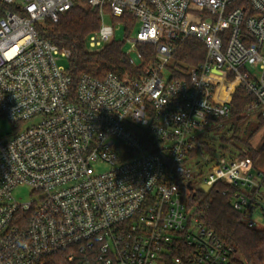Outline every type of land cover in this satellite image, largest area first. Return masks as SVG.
I'll return each mask as SVG.
<instances>
[{"label":"built area","instance_id":"obj_1","mask_svg":"<svg viewBox=\"0 0 264 264\" xmlns=\"http://www.w3.org/2000/svg\"><path fill=\"white\" fill-rule=\"evenodd\" d=\"M76 6L99 11L92 53L116 40L106 15L140 26L124 38L137 74L75 81L59 64L71 52L37 25ZM188 39L204 60L174 68ZM240 87L264 117V0H0V118L13 127L0 137V264H167L181 242L194 252L174 264H234L193 202L229 185L241 221L264 228V174L251 159L208 157L199 137L230 117ZM19 186L33 189L28 202Z\"/></svg>","mask_w":264,"mask_h":264},{"label":"trees","instance_id":"obj_2","mask_svg":"<svg viewBox=\"0 0 264 264\" xmlns=\"http://www.w3.org/2000/svg\"><path fill=\"white\" fill-rule=\"evenodd\" d=\"M124 19L126 34H130L135 23L131 18ZM118 20L123 21V18ZM100 27L99 11L82 6H76L62 15L57 23L46 20L37 25L41 36L59 48L71 52L67 71L75 81H78L84 74L96 78H104L110 73L137 74V71L128 63L124 50L125 44L122 41L114 40L97 53L88 50L89 35L98 31ZM141 49L146 51L149 48L142 47ZM205 54L206 49L200 41L188 39L179 44L174 56V68H184L183 65L190 68L197 67L204 60ZM253 102L254 98L248 95L243 87L238 88L232 100L230 117L227 120H218L217 123L221 124L218 126L219 131L224 130L225 125L229 124L232 132L230 137L226 134L219 137L222 145L220 154L251 159L256 168L260 152L252 146L251 141L264 129V117L258 114L256 125L247 126L245 131L242 130L249 119L247 107ZM226 146L234 147V152L226 151ZM213 150L209 143L203 142L204 152ZM227 190H230L229 185L223 183L216 184L207 192L201 190L193 202L195 214L204 226L234 248V264H264V228L249 229L241 221L242 214L234 210L230 196L224 195ZM193 252L184 242H181L179 248L168 257L167 264H174V259L179 257L186 261L187 255ZM61 263L60 257H48L40 264Z\"/></svg>","mask_w":264,"mask_h":264},{"label":"rangeland","instance_id":"obj_3","mask_svg":"<svg viewBox=\"0 0 264 264\" xmlns=\"http://www.w3.org/2000/svg\"><path fill=\"white\" fill-rule=\"evenodd\" d=\"M105 24L115 26L117 30L116 32V41H122L124 42L125 34H126V24L124 22H121L118 19H113L110 15H106ZM140 30V26L137 25L132 32L130 33V38L133 39L137 35L138 31ZM131 49V45L129 43H125L124 50L128 52ZM134 58H136V54H132ZM61 66H64L67 68L68 66V60H62L59 62ZM184 68L189 69L190 67L187 65H183ZM247 69L252 74L257 73V68L247 66ZM258 110H254L250 113H248V120L246 121L245 125L243 126L242 130L245 131L247 126L252 127L255 126L257 123V117H258ZM38 121V120H37ZM35 121H31L26 123L23 126V129H28L31 127ZM228 123V121H227ZM225 123V124H227ZM221 126V124H219ZM218 123H213L211 126L205 130V132L201 133L199 137L202 141L209 143V145L214 149L213 151L205 152V154L208 157H211L212 159H215L217 155L220 154L222 151V145L219 141V137L223 134H226L228 137L232 135V132L230 130L229 124L225 125V129L222 131L218 130ZM223 125V123H222ZM242 133V132H241ZM13 134V127L12 125L4 118H0V137L6 139L7 137L12 136ZM252 146L260 152V157L256 164V169L258 172L264 174V129L261 130L251 141ZM226 151L228 152H234L235 148L232 146H226ZM33 193V189L28 186H19L14 190V196L19 202H28L31 198V195ZM189 195V193H188ZM189 204V201L187 199V205Z\"/></svg>","mask_w":264,"mask_h":264},{"label":"bare ground","instance_id":"obj_4","mask_svg":"<svg viewBox=\"0 0 264 264\" xmlns=\"http://www.w3.org/2000/svg\"><path fill=\"white\" fill-rule=\"evenodd\" d=\"M234 87H235V85H230V86H226V87L223 86L222 89H226L227 92L229 93L231 90L234 89Z\"/></svg>","mask_w":264,"mask_h":264},{"label":"water","instance_id":"obj_5","mask_svg":"<svg viewBox=\"0 0 264 264\" xmlns=\"http://www.w3.org/2000/svg\"><path fill=\"white\" fill-rule=\"evenodd\" d=\"M189 188L192 189L191 184H189ZM203 189H204L205 191H208V190H209V187H208V186H204Z\"/></svg>","mask_w":264,"mask_h":264}]
</instances>
